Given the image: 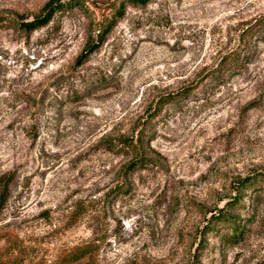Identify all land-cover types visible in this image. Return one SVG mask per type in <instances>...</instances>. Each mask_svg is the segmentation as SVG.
<instances>
[{
    "label": "rangeland",
    "instance_id": "1",
    "mask_svg": "<svg viewBox=\"0 0 264 264\" xmlns=\"http://www.w3.org/2000/svg\"><path fill=\"white\" fill-rule=\"evenodd\" d=\"M50 1L0 0V177L15 174L0 264H264V0H151L121 19L123 0H77L19 27ZM139 132L150 164L134 171L108 142ZM234 200L238 243L209 228Z\"/></svg>",
    "mask_w": 264,
    "mask_h": 264
},
{
    "label": "trees",
    "instance_id": "2",
    "mask_svg": "<svg viewBox=\"0 0 264 264\" xmlns=\"http://www.w3.org/2000/svg\"><path fill=\"white\" fill-rule=\"evenodd\" d=\"M76 1L77 0H68V1L51 0L43 7L41 13L38 16L34 17V19L28 20L26 18L25 19L23 18L20 21H18L19 27L23 29L26 33L31 34L43 27L48 26L53 21L55 14L58 11L60 10L66 11L68 9L70 11L71 10L73 11V3H75ZM150 1L151 0H123L118 10L115 12V17L116 19H121L124 17L127 4L132 5L134 7H138V6L143 7L148 5ZM114 26H115V20H110L105 25V27L102 28L101 34L99 35L98 39L88 43L82 56L79 58L77 62L79 65L83 64L86 61V59H88V57H90L95 51L100 49L104 39L106 38V35L110 33V31L114 28ZM225 61H226L225 63L226 66H230L231 64H233L234 68L232 69L236 70L238 68L237 60L226 58ZM217 72H218V75L216 76L217 78L224 77L225 74H220L222 73L220 72V70H218ZM173 99H175V97H169L170 101H172ZM170 101L166 103H171ZM122 139L123 140L109 141L108 142V147H110L109 149L115 151V149L122 147L121 148L122 150H120L118 153L120 155H125L132 158V162L129 166L131 170L135 171V170L147 168L150 164L148 157H146L144 154L138 153V151L141 150L144 143V137L142 136V134L139 132L137 134L135 133L131 137L127 136V137H123ZM14 178H15L14 173H8L0 177V213L8 201V198L10 196V186ZM248 182L244 181L243 185L241 184L240 186L241 187L246 186ZM232 204L237 205L239 204V201L234 200L232 203L229 202L225 206V208L219 211L218 216H213L211 220L212 223L209 224L210 225L209 228L211 227V231H216V232L218 231L215 230L216 228L214 226L215 225L213 222L214 220L218 222L220 221L223 224L225 223L224 224L225 226L230 225V227H232V232L234 233L232 234V236L227 237V241L230 243L232 242L238 243L240 239L243 237L241 235L242 233L240 232L241 231L240 225L235 219L232 220L231 216H229L225 212L226 208L229 209L230 207L233 206ZM230 221H233V224H231ZM88 248H89L88 246L82 247L77 253L73 255L72 261L79 262L85 259L90 254Z\"/></svg>",
    "mask_w": 264,
    "mask_h": 264
}]
</instances>
